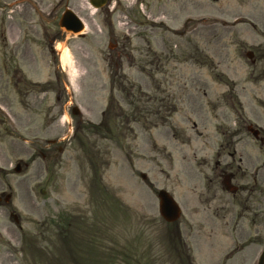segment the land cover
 <instances>
[{
	"label": "rangeland",
	"instance_id": "rangeland-1",
	"mask_svg": "<svg viewBox=\"0 0 264 264\" xmlns=\"http://www.w3.org/2000/svg\"><path fill=\"white\" fill-rule=\"evenodd\" d=\"M67 7L82 34L59 26ZM132 85L151 100L130 104ZM0 103V264L258 263L264 0H0ZM102 122L113 130L89 127Z\"/></svg>",
	"mask_w": 264,
	"mask_h": 264
},
{
	"label": "water",
	"instance_id": "water-1",
	"mask_svg": "<svg viewBox=\"0 0 264 264\" xmlns=\"http://www.w3.org/2000/svg\"><path fill=\"white\" fill-rule=\"evenodd\" d=\"M107 0H91V3L94 7L98 8L106 4ZM60 26L67 31H72L73 33H77L83 29V23L79 20V18L75 15V13L67 9L64 13L61 21ZM78 111L74 109V113H77ZM230 177H225V183L227 184L228 190H236L233 188L230 184ZM158 196L160 198V211L162 216L168 221V222H174L179 219L181 216V209L179 205L176 203L175 199L166 191L161 190L158 193ZM259 264H264V253L262 254Z\"/></svg>",
	"mask_w": 264,
	"mask_h": 264
},
{
	"label": "trees",
	"instance_id": "trees-1",
	"mask_svg": "<svg viewBox=\"0 0 264 264\" xmlns=\"http://www.w3.org/2000/svg\"><path fill=\"white\" fill-rule=\"evenodd\" d=\"M135 90H137V91H135ZM124 91L126 92L127 99L130 100V104H132V105H135V103H136V92H137V93H140V94H141V97H142V96H147V95H146L145 93H143L140 89H135V88H133V87L126 88ZM149 99L151 100L150 97H149ZM116 106H117V103H116L115 98H114V97H111V98H110V102H109V106H108V109H107V111H106L105 116L110 115V114L112 113L114 107H116ZM172 108H173V107H172ZM173 110H174V109H173ZM173 110L170 109V111H173ZM156 112H159V111L156 110ZM122 114H123V113H122ZM125 114H126V115H123V116H125L126 119H127V118H128V114H127V113H125ZM159 117L162 118V119H164L166 116H165L164 114H162V115H160ZM106 122H107V121H106ZM106 122H103V123L100 124V125H94V124H93V125H89V127H90V128H95L96 131H103V130H106V131H112L113 128L110 127L109 125H106V124H108V123H106ZM151 123H155V124H157V122H151ZM111 124H112V123H111ZM112 125H113V124H112ZM151 127H152V126L149 125V128H151ZM105 128H107V129H105Z\"/></svg>",
	"mask_w": 264,
	"mask_h": 264
},
{
	"label": "flooded vegetation",
	"instance_id": "flooded-vegetation-1",
	"mask_svg": "<svg viewBox=\"0 0 264 264\" xmlns=\"http://www.w3.org/2000/svg\"><path fill=\"white\" fill-rule=\"evenodd\" d=\"M161 11V9L159 8V10H158V12H160ZM261 130V133H260V135H262V133H263V131H262V129H260ZM261 137V140L263 141L261 144H263L264 143V136L262 135V136H260ZM49 156L50 155V153L48 152V151H42V156H44V157H46V156ZM260 170V169H259ZM258 172V171H257ZM234 178H235V176H234ZM4 195L3 194H1V198L3 197ZM2 201V200H1ZM0 201V202H1ZM1 207H3V206H1ZM12 216H15L16 214L15 213H10Z\"/></svg>",
	"mask_w": 264,
	"mask_h": 264
},
{
	"label": "bare ground",
	"instance_id": "bare-ground-1",
	"mask_svg": "<svg viewBox=\"0 0 264 264\" xmlns=\"http://www.w3.org/2000/svg\"><path fill=\"white\" fill-rule=\"evenodd\" d=\"M60 49H61V50H63V49H64V48H63V45H61V46H60Z\"/></svg>",
	"mask_w": 264,
	"mask_h": 264
}]
</instances>
